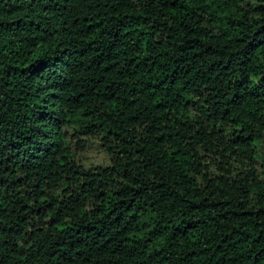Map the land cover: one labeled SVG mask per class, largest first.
Here are the masks:
<instances>
[{"label":"trees","instance_id":"obj_1","mask_svg":"<svg viewBox=\"0 0 264 264\" xmlns=\"http://www.w3.org/2000/svg\"><path fill=\"white\" fill-rule=\"evenodd\" d=\"M0 264H264V0H0Z\"/></svg>","mask_w":264,"mask_h":264},{"label":"rangeland","instance_id":"obj_2","mask_svg":"<svg viewBox=\"0 0 264 264\" xmlns=\"http://www.w3.org/2000/svg\"><path fill=\"white\" fill-rule=\"evenodd\" d=\"M80 162L85 165L104 163L108 161L107 155L102 150L98 141L87 142L84 148L77 150Z\"/></svg>","mask_w":264,"mask_h":264}]
</instances>
